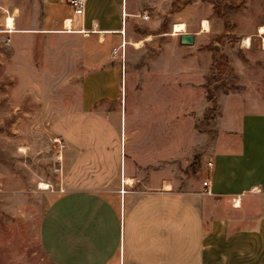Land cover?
Listing matches in <instances>:
<instances>
[{"label": "crops", "instance_id": "obj_1", "mask_svg": "<svg viewBox=\"0 0 264 264\" xmlns=\"http://www.w3.org/2000/svg\"><path fill=\"white\" fill-rule=\"evenodd\" d=\"M64 1L54 0V15L61 14L64 32H73L75 26L74 32L96 38L105 63L84 77V101H91L82 119V183L61 190L40 227L52 262L264 264L261 86L254 91L255 84H250L243 93L224 94L209 135L187 114L196 107H186V90L179 93L185 103L180 95L171 100L172 72L164 55L150 72L128 66L126 48L143 42V35L159 32L163 10L157 0H88L82 15H74L67 1L71 17ZM190 33L195 43L196 32ZM175 44L182 53L192 46ZM111 49L114 58L108 57ZM186 62L180 59L179 77L187 76ZM143 77L150 86L145 99L138 89ZM128 85L134 92L133 107H127ZM110 101L118 109L106 107ZM116 109L124 131L111 154L108 127ZM96 127L98 140L91 136ZM203 180L210 193H202Z\"/></svg>", "mask_w": 264, "mask_h": 264}, {"label": "rangeland", "instance_id": "obj_2", "mask_svg": "<svg viewBox=\"0 0 264 264\" xmlns=\"http://www.w3.org/2000/svg\"><path fill=\"white\" fill-rule=\"evenodd\" d=\"M67 1L63 8L71 17ZM157 1L163 10L159 32L143 35L138 46L126 48L128 66L134 72H150L164 55L172 72L171 100L180 95L185 103L179 93L186 90V107H196L187 114L196 118L198 130L211 135L224 94L243 93L250 84L264 92V50L258 33L264 25V0ZM9 15L11 31L5 27ZM58 15L54 0H0V264H54L41 243V224L61 190L82 183V119L91 101H84V77L104 65L105 52L96 38L74 32L75 26L73 32H64ZM203 20L208 25L204 32ZM176 23L184 24L181 32H196V42L184 53L175 44L180 33L173 34ZM116 52L124 57L123 49ZM181 58L187 59L186 78L177 74ZM143 79L138 89L145 99L150 86ZM133 93L128 85L127 107H133ZM116 103L105 106L118 109ZM115 113L108 127L111 154L124 131L118 110ZM97 127L91 134L96 139ZM194 165L190 163V170Z\"/></svg>", "mask_w": 264, "mask_h": 264}, {"label": "bare ground", "instance_id": "obj_3", "mask_svg": "<svg viewBox=\"0 0 264 264\" xmlns=\"http://www.w3.org/2000/svg\"><path fill=\"white\" fill-rule=\"evenodd\" d=\"M5 27L7 28V30L11 31L12 30V25H13V17L12 16H7L5 18ZM65 28H69L68 31L70 30V20L66 19L65 21ZM174 32L173 34H176L178 32L181 33V31L184 29V24L183 23H176L174 26ZM208 30V25H207V21L203 20L202 24H201V31H207ZM258 33L261 36V46L264 49V25H261L258 27ZM147 38H149L147 36ZM139 41L138 42H134L133 45L138 46L139 45ZM250 44V38L249 36H246L243 38V47H248ZM57 140V139H55ZM132 181L130 179H125V183L130 184ZM46 184V183H45ZM40 187L41 188H46V185H44V183H40Z\"/></svg>", "mask_w": 264, "mask_h": 264}, {"label": "built area", "instance_id": "obj_4", "mask_svg": "<svg viewBox=\"0 0 264 264\" xmlns=\"http://www.w3.org/2000/svg\"><path fill=\"white\" fill-rule=\"evenodd\" d=\"M88 0H68V4L70 6V9L74 15H82L86 6ZM144 19H147V15L143 14L142 15ZM207 168H210L212 166V162L208 161L206 163ZM202 186L205 187L202 190V193H210V190L208 188V181L203 180L202 181Z\"/></svg>", "mask_w": 264, "mask_h": 264}, {"label": "water", "instance_id": "obj_5", "mask_svg": "<svg viewBox=\"0 0 264 264\" xmlns=\"http://www.w3.org/2000/svg\"><path fill=\"white\" fill-rule=\"evenodd\" d=\"M178 42L181 45H193L194 44V35L190 32H182L178 35Z\"/></svg>", "mask_w": 264, "mask_h": 264}]
</instances>
